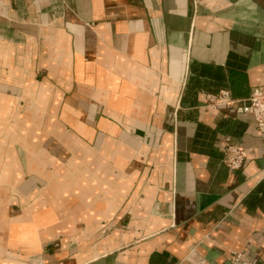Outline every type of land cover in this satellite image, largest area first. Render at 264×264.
<instances>
[{"label": "crops", "instance_id": "crops-1", "mask_svg": "<svg viewBox=\"0 0 264 264\" xmlns=\"http://www.w3.org/2000/svg\"><path fill=\"white\" fill-rule=\"evenodd\" d=\"M260 90L264 0H0V264H264Z\"/></svg>", "mask_w": 264, "mask_h": 264}, {"label": "built area", "instance_id": "built-area-1", "mask_svg": "<svg viewBox=\"0 0 264 264\" xmlns=\"http://www.w3.org/2000/svg\"><path fill=\"white\" fill-rule=\"evenodd\" d=\"M209 100L213 104H218L222 100L229 105L234 103L230 92L227 90L220 91L217 94H210ZM239 110L252 114L258 130L264 134V90L253 92L248 101L239 106ZM247 155V149L244 146L233 144L229 140L226 142L224 161L229 168L233 170L241 169L246 162ZM230 262L231 264H256L255 260L247 257L242 251L234 252Z\"/></svg>", "mask_w": 264, "mask_h": 264}]
</instances>
